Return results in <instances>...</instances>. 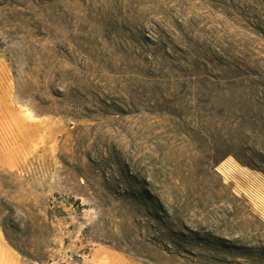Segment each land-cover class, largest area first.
Masks as SVG:
<instances>
[{
	"label": "rangeland",
	"instance_id": "374dc122",
	"mask_svg": "<svg viewBox=\"0 0 264 264\" xmlns=\"http://www.w3.org/2000/svg\"><path fill=\"white\" fill-rule=\"evenodd\" d=\"M0 264H264V0H0Z\"/></svg>",
	"mask_w": 264,
	"mask_h": 264
}]
</instances>
